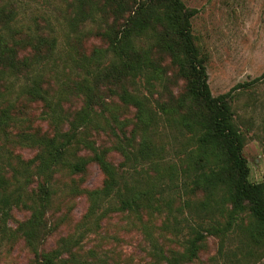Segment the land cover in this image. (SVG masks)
<instances>
[{
  "label": "trees",
  "instance_id": "obj_1",
  "mask_svg": "<svg viewBox=\"0 0 264 264\" xmlns=\"http://www.w3.org/2000/svg\"><path fill=\"white\" fill-rule=\"evenodd\" d=\"M73 5L71 28L102 20L94 37L104 47L86 55L79 37L24 28L15 0H0V248L21 242L29 264H132L103 237L85 249L120 215L141 236L143 264H194L208 237L218 240L214 264L263 256L264 182L249 181L232 98L211 94L194 11L180 0ZM164 56L183 82L167 99ZM35 104L45 130L28 117ZM90 165L102 185L80 188ZM77 195L85 213L48 246L67 219L50 220L57 202Z\"/></svg>",
  "mask_w": 264,
  "mask_h": 264
},
{
  "label": "rangeland",
  "instance_id": "obj_2",
  "mask_svg": "<svg viewBox=\"0 0 264 264\" xmlns=\"http://www.w3.org/2000/svg\"><path fill=\"white\" fill-rule=\"evenodd\" d=\"M184 7L194 11L191 18V32L196 45L205 57L207 82L212 96L229 94L235 122L242 132L245 144L242 155L249 167V181L264 182V0H180ZM19 25L39 29L47 35L57 36L63 43L65 37L80 38L78 48L88 55L96 47H104L94 35L98 24L85 23L75 30L70 21L74 16V0H15ZM78 35V36H77ZM167 67V88L162 97L177 96L183 91V82L176 76L163 57ZM77 105V104H76ZM133 110L128 109L126 117L130 118ZM40 106L29 105L28 117L35 127L45 130L40 120ZM32 153H25L30 157ZM117 163V158L113 159ZM80 188L100 187L103 176L95 165L75 178ZM50 220L55 223L60 215L67 219L60 224L58 232L50 238L48 246L53 245L57 237L72 233L75 224L85 213L87 201L85 196L67 197L57 202ZM55 204V205H57ZM25 215L13 212L14 221H21ZM126 220L118 215L107 219L100 230V236H89L85 240V249L93 247L101 237L105 250L116 247L122 259H131L132 264H143L146 261L141 236L127 232ZM218 240L208 237L194 264H214L217 256ZM103 251V249H102ZM31 255L21 242L11 248H0V264H29ZM242 264H264V255L257 260Z\"/></svg>",
  "mask_w": 264,
  "mask_h": 264
}]
</instances>
